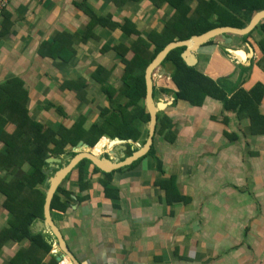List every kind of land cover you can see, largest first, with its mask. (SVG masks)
<instances>
[{
	"label": "crops",
	"instance_id": "crops-1",
	"mask_svg": "<svg viewBox=\"0 0 264 264\" xmlns=\"http://www.w3.org/2000/svg\"><path fill=\"white\" fill-rule=\"evenodd\" d=\"M154 1L12 0L0 32V86L20 80L30 116L51 129L70 128L80 116L86 117V127L100 123L109 102L94 73L103 69L98 78L119 90L125 66L115 48L124 41L122 24L129 21L143 34L162 33L175 13L171 4L156 6ZM193 4L196 9L198 3ZM86 10L120 26H98L93 32L97 38L84 43L80 35L90 24ZM244 37L211 40L193 54L194 68L225 87L229 99L262 86L251 97L260 100L264 118V53L256 42L261 34L255 29ZM136 39L124 42L131 46ZM69 48L67 63L59 69L62 61L49 53ZM132 58L129 52L126 60ZM172 73V65H165L153 75L154 99L166 105L162 112L172 120L175 136L173 142L162 135L154 138L161 169L146 157L133 168L109 173L108 180L88 165L84 191L73 171L63 183L74 195L71 208L55 212L54 222L81 264H264V131L253 133L248 111L239 107L226 110L211 98L202 107L175 101ZM81 79L86 81L84 98L64 89ZM170 179L175 187L168 197L160 183ZM3 201L0 194V230L8 220ZM17 249L10 243L0 251V264H10Z\"/></svg>",
	"mask_w": 264,
	"mask_h": 264
},
{
	"label": "trees",
	"instance_id": "trees-1",
	"mask_svg": "<svg viewBox=\"0 0 264 264\" xmlns=\"http://www.w3.org/2000/svg\"><path fill=\"white\" fill-rule=\"evenodd\" d=\"M195 1L198 6L194 10L191 6ZM163 2L171 4L175 13L166 23L162 33L143 34L129 21L122 24L120 29L123 32V40L126 41L132 36H136L137 39L131 46H127L123 41L115 48L125 66L123 83L119 90L101 79L105 72L103 69L98 68L94 73L96 78L94 79L99 80L101 92L109 102V108L101 112L100 123L96 122L86 127L88 122L86 117L80 116L70 128L61 126L57 130L51 129L30 116L27 108L28 93L20 80L13 79L0 86V145L4 147V150L0 149V194L4 197L3 208L8 213L7 226L0 230V251L10 243L17 245L18 249L10 264H59L57 256L52 254L50 235L34 233L35 224L43 219L47 179L57 172V169H53L49 176L45 173L50 169L46 160L51 157L63 158L60 167L67 165L74 157L72 149L80 142L94 148L103 139L94 151H100L106 146L108 138L131 140L143 145L148 136L149 122L145 108V70L155 57L176 39L188 40L192 36L202 35L218 27L244 28L255 13L264 10V0H155L154 4L158 6ZM86 12L90 17V24L80 35L84 43L97 38L93 32L98 26L109 29L120 26L95 16L89 10ZM257 30L261 34V39L256 42L264 53V24L256 28ZM249 37L251 34L243 39L247 40ZM54 43L56 41L53 42L52 48ZM69 50L70 48L59 49L55 50L56 53H49L52 60L60 58L62 61L61 65H57L59 69L67 63L64 53ZM184 50L183 47L173 50L161 65L173 67L171 80L177 88L175 101L182 100L193 107H202L205 99L211 98L222 102L226 110L239 107L240 111H248L246 113L252 122V132L257 135L262 133L264 118L258 111L260 100L251 97L258 95L262 86H257L249 93L240 92L242 98L235 95L229 99L225 87L202 75L196 68L185 64L181 57ZM129 52L133 53L130 61L126 60ZM72 54L75 55L74 52ZM98 75L101 78H98ZM64 89L75 91L78 98H84L86 81L81 79L66 83ZM163 92L172 94L165 90ZM173 126L170 117L161 112L158 114L156 135H162L166 141L173 142L175 138ZM67 149L71 150L70 155L66 153ZM136 150L137 148L129 145L126 156H130ZM148 156L153 157L161 169L153 148L147 156L125 169L133 168ZM88 165L91 163L83 160L74 170L78 172L77 183L81 191L86 190L88 184L84 180ZM94 173L102 172L94 168ZM102 174L110 180V174ZM70 176L71 174L65 181H68ZM160 185L168 197H171L174 193V180L161 182ZM103 186L107 192V182H103ZM73 196L72 192L61 185L51 204L52 215L55 212L66 213L71 208ZM24 243H29V246L24 247Z\"/></svg>",
	"mask_w": 264,
	"mask_h": 264
},
{
	"label": "water",
	"instance_id": "water-1",
	"mask_svg": "<svg viewBox=\"0 0 264 264\" xmlns=\"http://www.w3.org/2000/svg\"><path fill=\"white\" fill-rule=\"evenodd\" d=\"M262 21H264V11H260L255 14L250 23L244 28L218 27L202 35L193 36L188 40L175 41L168 44L155 57V59L148 65L145 71V108L146 113L149 115V122L147 124L148 136L143 145L137 144V150L130 156L127 157L126 152L128 151L129 145L134 144L133 141H125L121 140L120 138H108V152L106 151L98 156L91 150L89 151V146L87 144L80 142L73 150L74 157L67 165L60 167L63 162V158L51 157L46 160V163L50 165V169L45 173L49 176L53 169H57V172L53 175H50L47 179L46 185H48V187L45 191L46 195L43 207V219L38 220V222L35 224L34 233L42 232L43 234L51 235L53 240H49V243L53 245L52 253L58 254L56 260L59 263L63 264L67 260L69 264H81L70 251L66 240L64 239L61 231L56 226L53 219L51 204L55 194L57 193V190L83 160L89 161L94 168H97L102 173L109 174L131 166L138 160L144 158L151 151L154 138L156 136L158 114H160L165 109L164 103H156L154 99L153 75L154 72L159 67H161L167 56L173 50L184 47L185 52L182 55V59L187 66L194 67L197 64V60L193 54L197 49L217 37L225 38L226 35L243 37L249 35L257 28V26L260 25ZM229 42L230 39H228L227 43ZM243 54L244 53L240 54L242 58L244 57Z\"/></svg>",
	"mask_w": 264,
	"mask_h": 264
},
{
	"label": "built area",
	"instance_id": "built-area-1",
	"mask_svg": "<svg viewBox=\"0 0 264 264\" xmlns=\"http://www.w3.org/2000/svg\"><path fill=\"white\" fill-rule=\"evenodd\" d=\"M12 0H0V32L2 29V19L5 11L9 8Z\"/></svg>",
	"mask_w": 264,
	"mask_h": 264
},
{
	"label": "rangeland",
	"instance_id": "rangeland-1",
	"mask_svg": "<svg viewBox=\"0 0 264 264\" xmlns=\"http://www.w3.org/2000/svg\"><path fill=\"white\" fill-rule=\"evenodd\" d=\"M193 5H194V7H196V4H193ZM194 9H195V8H194ZM155 81H156V80H155ZM160 83L162 84L163 81H161ZM120 85H121V83H120L119 81H116V82L114 83V86H115V87H119ZM159 102H160V101H159V98L157 97V98H156V103H159ZM160 103H162V102H160ZM165 107H166V105H165ZM165 107H164V108H165ZM164 111H165V110H164ZM102 140H103V139H102ZM102 140H100L99 143H100ZM99 143H98V144H99ZM98 144H97V146H98ZM132 146H133V145H132ZM133 147L136 148V145H134ZM137 147H138V146H137ZM93 149H94V148H93ZM105 151L108 152L107 147L105 148V150L103 151V153H104ZM92 152H94V150H92ZM66 153L69 154V153H70V149H67V152H66ZM69 155H70V154H69ZM148 159H150V156H148ZM63 183H65V181H64ZM63 183H62V185H64ZM49 235H50V234H49ZM50 237H51V235H50ZM51 238H52V237H51ZM51 240H53V238H52Z\"/></svg>",
	"mask_w": 264,
	"mask_h": 264
},
{
	"label": "bare ground",
	"instance_id": "bare-ground-1",
	"mask_svg": "<svg viewBox=\"0 0 264 264\" xmlns=\"http://www.w3.org/2000/svg\"><path fill=\"white\" fill-rule=\"evenodd\" d=\"M108 143H109V142H108ZM107 145H108V144H107ZM107 145H106V146H107ZM106 146H104L100 151H94L93 153L96 154L97 156L100 155V154L104 151V149H105Z\"/></svg>",
	"mask_w": 264,
	"mask_h": 264
},
{
	"label": "clouds",
	"instance_id": "clouds-1",
	"mask_svg": "<svg viewBox=\"0 0 264 264\" xmlns=\"http://www.w3.org/2000/svg\"><path fill=\"white\" fill-rule=\"evenodd\" d=\"M103 154V153H102Z\"/></svg>",
	"mask_w": 264,
	"mask_h": 264
}]
</instances>
